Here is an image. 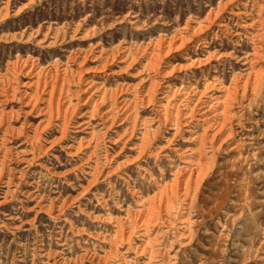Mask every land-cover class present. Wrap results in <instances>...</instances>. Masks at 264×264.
Instances as JSON below:
<instances>
[{"label":"rangeland","instance_id":"rangeland-1","mask_svg":"<svg viewBox=\"0 0 264 264\" xmlns=\"http://www.w3.org/2000/svg\"><path fill=\"white\" fill-rule=\"evenodd\" d=\"M0 101V264H264V0H0Z\"/></svg>","mask_w":264,"mask_h":264},{"label":"bare ground","instance_id":"bare-ground-1","mask_svg":"<svg viewBox=\"0 0 264 264\" xmlns=\"http://www.w3.org/2000/svg\"><path fill=\"white\" fill-rule=\"evenodd\" d=\"M215 14V13H214ZM162 41V40H161ZM32 65V64H31ZM25 67V66H24ZM42 72V71H41ZM27 74L28 75H31L32 74V78L34 77L35 78V81L33 82V84L35 85V88H34V92H33V95L34 96H32V97H30L29 98V100L26 102V103H24L23 104V106H28L27 108H29L24 114L26 115V114H31L34 110H35V108H36V106H37V102H38V100H39V98H38V90L41 88V92H44L45 90L47 91V99H46V101H45V103L43 104L44 106H43V108H41V109H48V111H50V112H52V108H55L56 109V111H58V114H59V102H61V97H60V93L61 92H59V94L60 95H58V97H56L55 95V91H56V89H57V81H54V82H46V81H44L43 83L41 82V80H43V79H41L40 78V73L39 72H36V70L33 68V67H30L28 70H27ZM45 76V75H44ZM43 78V77H42ZM52 78V77H51ZM45 79H46V77H45ZM44 79V80H45ZM47 80V79H46ZM60 80V79H59ZM63 80V79H62ZM61 80V83L59 84V90L61 91L62 89L63 90H65L66 92H68L69 91V88H67L66 87V84H65V80L64 81H62ZM50 81V80H49ZM49 88V89H48ZM48 89V90H47ZM9 92L8 91H6L5 92V94L4 95H2L3 97L2 98H4L2 101H5V102H7L8 100H9V98L11 97V94H8ZM56 102V103H55ZM64 102V101H63ZM23 103V102H22ZM54 103H55V105H57V107L55 106L54 107ZM0 104H1V101H0ZM5 105V104H4ZM1 107V106H0ZM64 110V109H63ZM62 110V111H63ZM42 110H40V112H41ZM24 112V111H23ZM2 113H3V109H1L0 110V121L2 120V117H3V115H2ZM64 114H65V111H64ZM50 118H51V116H48L47 117V119H45L43 122H44V125H43V127H41V124H39V127H37V126H35L34 127V129H33V131H37V130H43L48 124H49V120H50ZM23 123V122H22ZM40 123V122H39ZM23 126V125H22ZM22 126L19 128V133H20V130L22 129ZM27 136H29L28 134H27ZM28 138V137H27ZM244 208V207H243Z\"/></svg>","mask_w":264,"mask_h":264}]
</instances>
